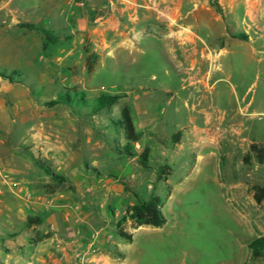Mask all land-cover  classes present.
Segmentation results:
<instances>
[{"label": "rangeland", "instance_id": "rangeland-1", "mask_svg": "<svg viewBox=\"0 0 264 264\" xmlns=\"http://www.w3.org/2000/svg\"><path fill=\"white\" fill-rule=\"evenodd\" d=\"M107 4L81 0L85 27L75 34L66 31L60 46L38 49L22 43L16 31L13 46L0 51V69L16 71L25 83L0 86V264H89L88 255L69 263L59 259L50 241L37 244L48 222L25 224L27 216L36 217L37 207L59 193L77 199L82 209L92 198L86 209L101 208L108 215L103 224L90 219L91 233L82 225L68 229L62 221H57V231L66 236L89 233L92 249L109 255V264H264V253L251 259L247 247L264 236V226L256 225L264 224V202L255 203L251 191L264 185V158L250 155L244 161L252 143L264 145V49L245 42L264 29L243 20L241 10L234 14L218 0H209L207 25L199 33L210 47L212 40H224L225 52L206 66L211 78L204 79V87L192 75L197 71L187 72L185 62L179 71L173 69L164 41L152 38L151 9L118 15ZM112 21L118 26L111 30ZM216 30L225 35H214ZM137 37L140 47L128 59L111 58L112 45L105 43ZM86 47L97 56L92 71ZM70 88L84 92L89 103L101 93L119 99L99 112L78 109L75 103L73 108L45 105ZM165 88L177 92L172 102L160 93ZM150 91L156 120L149 125L142 120L140 141L127 146L116 122L120 110L129 95ZM198 111L196 136L175 143L171 136ZM206 116L209 121L202 122ZM144 150L148 158L142 163ZM46 168L63 178L62 187ZM97 184L117 186L122 198L105 200ZM153 196L162 199V226H136L125 217L128 207ZM118 222L131 240L117 235ZM49 253L55 256L43 262Z\"/></svg>", "mask_w": 264, "mask_h": 264}, {"label": "crops", "instance_id": "crops-1", "mask_svg": "<svg viewBox=\"0 0 264 264\" xmlns=\"http://www.w3.org/2000/svg\"><path fill=\"white\" fill-rule=\"evenodd\" d=\"M80 2L81 0H0V51L9 50V48L13 46L16 42L15 39L18 38L15 37L14 34L16 31L18 32L17 35L24 40L23 42L21 41L22 43H32L33 46L36 44L38 49L40 46L42 47L44 45L46 40L40 31L27 30L19 27L18 24H32L37 28L52 31L58 39L55 44H50L48 46L50 48L56 44L60 46L59 44H62L64 41L66 31L75 34V32L80 31L85 27V21L81 19L82 9L80 8ZM218 3L227 7L228 11L234 14L241 10L243 20L247 19L251 22L252 27L256 30L264 29L262 28V26H264V22H262V19H264V0H218ZM106 7L111 12H116L118 15L123 14L124 11L130 9L133 10L134 13L140 9L146 10L147 12L152 11L154 18L152 38L158 37L160 40L164 41V44L168 47L170 60H172L170 62L173 65V69L179 71V68H181L185 62L188 66V73L197 71L192 75H195V78L200 77L198 85L208 87V84L204 79L211 78V73L209 67L206 66L214 60H217L220 54L225 52L224 40H222L223 43L221 41L214 42L212 40L213 45L210 47L209 41H206V39L199 33V30L203 27L205 28V25H207L209 0H108ZM117 26L118 22L112 21L109 22L108 29L112 30ZM216 34H220L221 37L225 35L223 31L219 30H216L214 35ZM140 40L141 38L139 39L137 37L135 41L121 39L114 45L111 41H109L108 44H105L107 46L112 45L110 49L111 58L114 59L115 57L124 55L126 56L125 58L128 59L132 52L139 49ZM237 41L239 43V40H234L231 43H236ZM245 42L258 46L257 48L260 51L261 49H264V34L254 36L253 38L250 37L249 41ZM117 48L120 49L117 50ZM252 50L256 51V48L253 47ZM53 53L54 50L52 54ZM42 58H44V56L40 55L39 59ZM203 70H205L204 73ZM192 75H190V77ZM6 84L11 83L0 79V86ZM153 93V91H150L144 95H137L134 98L132 97L133 99L129 95L127 98L129 102L124 104L131 110L137 133L138 124H140L142 120L148 125L156 120L155 103L152 97ZM160 93L166 95L168 99L167 102H172V100L177 97V92H172L170 89L166 88L161 89ZM1 104L2 100L0 98V106ZM248 107L249 105H247L245 109ZM133 108H135L136 111H133ZM208 119L209 116H206L202 122L207 123L209 121ZM199 120H201V112L198 111L193 115H190L188 126L182 127L180 131L176 132L180 133L177 142L178 144L179 141L182 142L184 139H190L193 135L196 136L194 131L197 132L198 130L197 122ZM246 126L247 130L251 128L247 124ZM182 129H187V132L182 133ZM171 137H173V135ZM172 140L174 139L172 138ZM139 141L140 137L137 142ZM150 155L154 154L150 151ZM167 181L168 179L165 182L167 183ZM96 186L100 188V190L103 189L105 200L114 199L117 201L122 198L121 192L117 186H110L108 188L103 187L100 184H97ZM94 199L96 200V198ZM53 200L55 201L54 207H37L38 214L36 217L41 219V223L40 225L38 224V226L43 225L44 221L49 223L47 229L43 230L41 228L42 234L45 236L40 238V241L36 240L37 244L50 241V244L55 245L58 249L60 253L59 259H63L69 263H72V261L76 262L79 257L88 255L89 258H86V260L89 264H109L110 256L96 252L97 249H92V243L88 237V234L94 229V224H92L90 219L96 218L95 220L98 223L103 224L108 215L104 214L101 211V208L99 211L94 209L98 215L100 214L99 217H97V215L95 216L94 211H88L86 209L87 206L90 208V205L92 206L94 203L92 198L89 199L87 206L85 208L83 207V209L77 199L65 196L61 193L54 197ZM117 216L118 214L115 213L114 217ZM8 221L13 224L12 221ZM57 221H62L64 226L68 229L82 225L89 233L84 236L78 232L73 236L63 235L57 231ZM51 225L55 228L51 229ZM256 225H258V227L264 226L262 222H260V224L256 223ZM103 234L104 233H101L102 240H104ZM65 240L67 242L63 243ZM91 249L93 250L92 252ZM69 251L72 252V257L70 256ZM53 256H55L53 253H49L48 256L43 259V262H47L48 259ZM52 262L55 263L54 260H52ZM243 264H246V262Z\"/></svg>", "mask_w": 264, "mask_h": 264}, {"label": "trees", "instance_id": "trees-1", "mask_svg": "<svg viewBox=\"0 0 264 264\" xmlns=\"http://www.w3.org/2000/svg\"><path fill=\"white\" fill-rule=\"evenodd\" d=\"M216 11L220 12L221 8L216 2L213 3ZM19 27L25 28L27 30H38L40 31L44 38L45 43L43 45L44 49L47 48L50 44H55L57 42V37L53 34L52 31L37 28L32 24H18ZM87 56V68L89 71L93 70L94 64L96 62L97 56L89 50L88 47L85 48ZM0 76L9 81L10 83L24 84L21 80V75L16 71H7L0 69ZM119 96L117 95H108L106 93L99 94L96 98L91 99L90 103L84 92L79 91L77 88L66 89L62 94H58L56 100L45 101V105L52 107L57 104L65 105L70 108H73V103L76 104L78 109H89L92 112H99L102 109L108 108L113 105ZM90 100V99H89ZM117 124L121 127L124 136L127 141V146L136 143L139 140V133H137L131 110L127 105H123L120 110V117L116 120ZM180 137V133L173 135L174 142L177 143ZM253 155L256 159L261 160L264 158V145H259L252 143L249 147V153L245 155L244 161H247L249 156ZM142 163L147 161L148 153L145 150L142 155ZM43 167H46L42 164ZM46 171L53 179L57 180V183L60 184V187L63 186V178L52 174L47 168ZM252 197L255 203L261 204L264 202V185H254L251 188ZM162 199L159 196H153L148 200L137 201L135 204L127 208L125 217L131 220L136 226H151V227H160L165 223V218L161 211ZM41 223L39 217L27 216L26 225H38ZM117 235L123 239L131 240L132 236L121 229V224L117 223ZM40 241V240H37ZM248 249L250 251L251 259H258L264 253V236H259L255 238L248 244Z\"/></svg>", "mask_w": 264, "mask_h": 264}, {"label": "built area", "instance_id": "built-area-1", "mask_svg": "<svg viewBox=\"0 0 264 264\" xmlns=\"http://www.w3.org/2000/svg\"><path fill=\"white\" fill-rule=\"evenodd\" d=\"M18 192H19V193H22V192H23V189H22V188H19ZM53 206H54V200H53V199H49V200L46 202V204H45V207H46V208H51V207H53ZM50 227H51V229L54 228L53 225H51Z\"/></svg>", "mask_w": 264, "mask_h": 264}]
</instances>
